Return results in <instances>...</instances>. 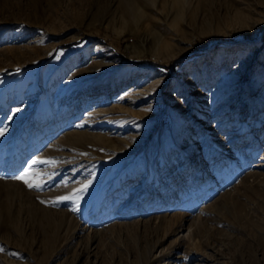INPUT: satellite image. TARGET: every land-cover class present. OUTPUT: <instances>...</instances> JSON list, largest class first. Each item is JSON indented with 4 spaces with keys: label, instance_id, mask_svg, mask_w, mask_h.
Listing matches in <instances>:
<instances>
[{
    "label": "rangeland",
    "instance_id": "obj_1",
    "mask_svg": "<svg viewBox=\"0 0 264 264\" xmlns=\"http://www.w3.org/2000/svg\"><path fill=\"white\" fill-rule=\"evenodd\" d=\"M0 132V264H264V0H0Z\"/></svg>",
    "mask_w": 264,
    "mask_h": 264
},
{
    "label": "snow or ice",
    "instance_id": "obj_2",
    "mask_svg": "<svg viewBox=\"0 0 264 264\" xmlns=\"http://www.w3.org/2000/svg\"><path fill=\"white\" fill-rule=\"evenodd\" d=\"M0 135H3V132H0ZM32 165H35L37 163H51V161L47 160H33ZM37 173L33 172L32 168L26 169L24 172H22L20 175L14 177V179L22 181L29 189H37L40 190L43 185L39 182L35 181V176ZM88 187L87 184L84 185L82 189H79V191H83ZM72 196H65V197H60V200H70L72 199Z\"/></svg>",
    "mask_w": 264,
    "mask_h": 264
}]
</instances>
